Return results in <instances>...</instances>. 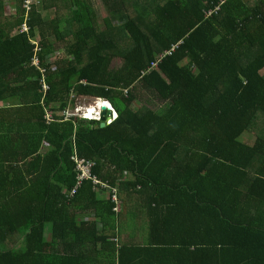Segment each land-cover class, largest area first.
Returning <instances> with one entry per match:
<instances>
[{
	"label": "trees",
	"instance_id": "16d2710c",
	"mask_svg": "<svg viewBox=\"0 0 264 264\" xmlns=\"http://www.w3.org/2000/svg\"><path fill=\"white\" fill-rule=\"evenodd\" d=\"M16 1L17 31L0 22V264H62L63 241L104 245L130 221L149 240L112 244L118 264H264V0H40L27 31ZM52 34L68 37L53 63ZM77 95L119 115H68ZM76 159L110 190L70 195Z\"/></svg>",
	"mask_w": 264,
	"mask_h": 264
},
{
	"label": "crops",
	"instance_id": "0c3cea01",
	"mask_svg": "<svg viewBox=\"0 0 264 264\" xmlns=\"http://www.w3.org/2000/svg\"><path fill=\"white\" fill-rule=\"evenodd\" d=\"M7 1H12L11 3L14 4V9L11 12V15L12 17H15L18 19V15L15 14L17 1L16 0H7ZM96 3H98L97 0H96ZM5 8H6L5 5H3V7L0 9L2 10L0 14L1 13L3 14ZM1 19L3 23H5V24L2 23L4 27L7 28L9 21H7L8 22L7 23L3 15L1 16ZM127 211L128 210H125L124 208H122L123 214L128 213ZM85 213L86 212H84V214ZM82 218L84 220L87 219L86 217H79V221ZM130 223H132L133 226H125L124 232L120 233L121 235H119V232H120L119 230L117 233V237L110 238L108 241H106L104 245L98 244V246L94 247L92 243L88 240H85V242L82 243L81 238L77 239L76 241L70 240L69 242H65V241L62 242V239L59 240V242L57 243L59 246H63V244H70L74 247L69 252L65 251V253H60L61 255L59 256L61 257V263L62 264H118V259H117V256L115 255L112 244H115L116 250H118L117 246L119 244L122 245L123 243H127L128 245L139 244L143 246V244H145L149 240L148 236L146 237V234H143V233H146L147 231L143 230V226L142 228H140L139 226L140 222L130 221ZM100 248L102 250L101 252H100ZM43 263H45V261H43Z\"/></svg>",
	"mask_w": 264,
	"mask_h": 264
},
{
	"label": "rangeland",
	"instance_id": "374dc122",
	"mask_svg": "<svg viewBox=\"0 0 264 264\" xmlns=\"http://www.w3.org/2000/svg\"><path fill=\"white\" fill-rule=\"evenodd\" d=\"M40 0H35V3H37V2H39ZM12 1H7V0H5L4 1V5H5V10H4V12H3V14L1 13L0 14V22L1 23H3V21H2V19H1V16L3 15V17H5V21L7 22V21H9V24H11L12 25V30H14V28L16 27H13V24L16 22V20H17V18H15V17H12V15H11V12L13 11V9H14V4L13 3H11ZM38 6V5H37ZM104 9H103V14H105V17L107 16V14H108V11L105 9V7H103ZM48 13L49 14H47L46 12H44V15H46L47 16V18H48V20L49 21H52L53 19H54V17L56 16V14H55V12L54 11H48ZM102 12H101V10H100V13H99V18H100V16H102V14H101ZM104 17V18H105ZM101 20H103V19H101ZM8 23V22H7ZM3 24H5V23H3ZM65 26H66V24H64V25H61L60 26V30L62 31V32H65ZM11 30V31H12ZM14 31H17V29H15ZM51 40H52V43L54 44V50L55 49H59V51L58 52H56L53 56H50L49 57V62H56V60H58L60 57H62V58H66V57H68L67 55H66V53H63V51L61 50L62 49V47H64V46H66L67 45V41H68V37H66L65 39H63V40H61V39H59L57 36H56V34H52L51 35V37H49ZM35 39H37V43H39V37H37V38H35ZM162 55L159 57V58H157V60H155V62L154 63H156L157 65H158V63L159 62H161V60H162ZM122 65V60L121 59H114L113 60V62H112V65H111V67L112 68H114V69H116V68H118V67H120ZM90 99H92V103H96L97 101H99V99H98V97H95V96H91V95H87ZM142 97H143V103L147 106V107H150V108H153L154 110H159L160 109V102L158 101V100H155V99H152V98H148V97H146V94L143 92L142 93ZM84 101H86L85 99H84ZM142 104H139V102H137V105H135V108H138V107H140ZM74 110H70V112L69 113H71V112H73ZM65 112H62L61 113V115L62 114H64ZM53 116V113H50V117H52ZM248 136H250V139H254V136L253 135H250V134H247V136L246 137H248ZM51 149H53V146L51 145V143L50 142H44V144H43V147H42V152L43 153H47V152H49ZM24 168V167H23ZM131 177V176H130ZM130 177H128L127 176V178H130ZM121 208H122V202H121ZM97 222V224H96V226H97V229H101V228H103V225H102V223L99 221V220H97L96 221Z\"/></svg>",
	"mask_w": 264,
	"mask_h": 264
},
{
	"label": "built area",
	"instance_id": "2783aa9c",
	"mask_svg": "<svg viewBox=\"0 0 264 264\" xmlns=\"http://www.w3.org/2000/svg\"><path fill=\"white\" fill-rule=\"evenodd\" d=\"M34 1L35 0H23L22 1V7H23L24 13H25L23 22L21 24V30H23V31L28 30V25L26 24V22L28 21V14L32 8V4L34 3ZM37 50L40 51L41 50L40 47H37ZM171 52H167V53H165V55L171 54ZM162 57H164V55H162ZM155 67H157V64L153 63L151 68H155ZM43 72H45V70H43ZM146 73H148V71L144 72L143 74H146ZM45 87H46V89L48 88L47 85ZM70 110H68V115H71V114H74L77 116L86 115L85 113L81 112V107H79L78 105H77V107H75V110L73 112L69 113ZM107 121L109 122V120H107ZM75 161H76L75 163H76V168H77V173H78L77 182H76L75 187L71 191L70 195H74L76 193L77 189L82 186V184L85 180H91L95 189L97 188V186L101 185L104 189L110 190V187L107 184L103 183L97 176L91 174V169L95 165V163L93 161L85 160V159H81V160L76 159ZM111 199H112L113 203L115 204L114 211L116 213H119L122 210V208H121V202L122 201H121L120 196H119V188L118 187L111 188Z\"/></svg>",
	"mask_w": 264,
	"mask_h": 264
},
{
	"label": "clouds",
	"instance_id": "9594fccd",
	"mask_svg": "<svg viewBox=\"0 0 264 264\" xmlns=\"http://www.w3.org/2000/svg\"><path fill=\"white\" fill-rule=\"evenodd\" d=\"M38 3L39 2L35 3V1H34L32 6L38 5ZM216 9L218 10L219 7H216ZM210 12L211 11H209V13ZM24 16H25V13H24V9H23V18H24ZM28 16H29V14H28ZM176 46H177L176 44L173 45L172 49L170 51H166L165 53L171 52V51L173 52L175 50ZM165 53L162 54V55H164V57L166 56ZM167 55H171V54H167ZM145 72H147V71H145ZM146 74H148V73H146ZM146 74H143V76ZM127 93H128V90L125 91V94H127ZM84 99L86 101H84ZM98 99H99V101H97L96 103H92V99H90L87 95H77L74 107L69 108V109L75 110V107H77V105H78L79 107H81V112L86 114L83 116H77L76 115L78 118H86L88 120H98L101 122H105V124L110 123L119 115V113L117 112L113 103L109 99H104V98H99V97H98ZM107 120H109V122Z\"/></svg>",
	"mask_w": 264,
	"mask_h": 264
},
{
	"label": "water",
	"instance_id": "95a60500",
	"mask_svg": "<svg viewBox=\"0 0 264 264\" xmlns=\"http://www.w3.org/2000/svg\"><path fill=\"white\" fill-rule=\"evenodd\" d=\"M105 125H106L105 122H101V124H100L101 127H103Z\"/></svg>",
	"mask_w": 264,
	"mask_h": 264
}]
</instances>
